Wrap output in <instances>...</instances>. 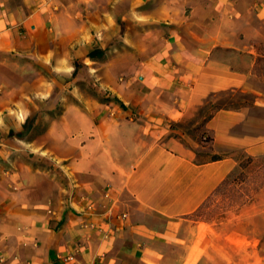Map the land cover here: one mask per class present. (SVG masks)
I'll return each mask as SVG.
<instances>
[{"label":"crops","instance_id":"1","mask_svg":"<svg viewBox=\"0 0 264 264\" xmlns=\"http://www.w3.org/2000/svg\"><path fill=\"white\" fill-rule=\"evenodd\" d=\"M262 62L264 0H0V264H264L193 218ZM229 89L256 99L202 117Z\"/></svg>","mask_w":264,"mask_h":264},{"label":"rangeland","instance_id":"2","mask_svg":"<svg viewBox=\"0 0 264 264\" xmlns=\"http://www.w3.org/2000/svg\"><path fill=\"white\" fill-rule=\"evenodd\" d=\"M260 70L264 73V62ZM254 88L262 93L260 103L264 104V85ZM214 98L216 101L204 104L202 117L211 116L219 108L251 105L256 99L254 94L238 89L219 92ZM242 132L246 135V147L232 152L240 164L193 218L208 223H229L225 230H220L222 233L230 228L234 232H246L250 238L249 249H259L258 255L264 257V108L250 111ZM223 253L222 250L210 256L211 260L205 264H226Z\"/></svg>","mask_w":264,"mask_h":264},{"label":"trees","instance_id":"3","mask_svg":"<svg viewBox=\"0 0 264 264\" xmlns=\"http://www.w3.org/2000/svg\"><path fill=\"white\" fill-rule=\"evenodd\" d=\"M219 109H220V108H219ZM214 158H215V159H218V158H220V157H219L218 155H216V156H214Z\"/></svg>","mask_w":264,"mask_h":264}]
</instances>
